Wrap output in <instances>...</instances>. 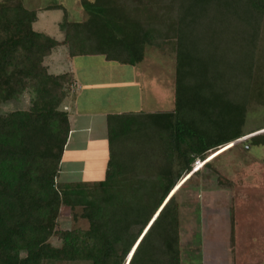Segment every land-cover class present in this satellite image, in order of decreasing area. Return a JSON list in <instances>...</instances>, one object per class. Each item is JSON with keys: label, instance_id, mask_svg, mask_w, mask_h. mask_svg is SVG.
Returning <instances> with one entry per match:
<instances>
[{"label": "trees", "instance_id": "16d2710c", "mask_svg": "<svg viewBox=\"0 0 264 264\" xmlns=\"http://www.w3.org/2000/svg\"><path fill=\"white\" fill-rule=\"evenodd\" d=\"M80 8V22L61 5L45 8L63 12L58 42L33 30L36 11L0 3V106L31 94L27 110L0 113V264H182L181 171L225 145L264 146V133L243 131L249 106H264V0H80ZM60 45L70 58L127 66L142 63L147 47L175 55L173 109L108 115L109 161L92 184L57 181L70 132L62 105L75 80L43 62ZM214 160L202 170L217 174ZM62 207L81 208L88 229L58 231Z\"/></svg>", "mask_w": 264, "mask_h": 264}, {"label": "rangeland", "instance_id": "374dc122", "mask_svg": "<svg viewBox=\"0 0 264 264\" xmlns=\"http://www.w3.org/2000/svg\"><path fill=\"white\" fill-rule=\"evenodd\" d=\"M76 1L25 0V3L28 4L30 2L26 6L30 9H36L42 7L43 4L53 5L54 2H57L68 9L71 21H84L86 14L81 10ZM32 6L33 8H31ZM62 17L63 12L61 10L41 11L39 21L34 25V30L45 33L57 41H61L63 34L59 31L58 23ZM205 34L207 35V41H209V37H211V41L214 39L213 34H209L208 32ZM216 40L218 41V38ZM66 53L67 50L63 46H59L53 50L52 55L48 59L49 61H47L55 64L53 71H50L51 73H64L68 70V62L65 59ZM87 60L93 66L103 64L101 70H98L99 68L95 69L96 79L101 77L99 80L102 82L112 83L118 80L123 83L121 89L107 88V92L112 89L114 92L118 90V92L123 91L124 93V88L127 87L134 94L137 90V85H141L143 88L145 86L148 87L146 96L151 99V107L148 105L146 107L143 106L142 109L144 111H166L173 109L175 55L172 48L166 47L163 51L154 47L146 48L144 61L140 65V68L144 71L139 72L140 69L137 70L140 74V83L129 82L130 74L133 75L132 68L121 67L118 64L102 61L104 60L102 57H88ZM109 66L112 69H107ZM113 69L117 70V73ZM118 70L121 72V76L118 75ZM151 86L152 91L150 93ZM70 96L71 93H69L64 103L70 99ZM30 99L31 94L27 91L20 97L18 102L0 106V113L7 114L15 110H27L30 106ZM101 104L105 106L104 101ZM116 106L114 105L112 108H116ZM63 107L64 104L62 105V109ZM71 116V124L74 127L73 125L76 124L74 119L76 117L73 114ZM75 128L76 130L71 138L72 141L75 137L84 138V134L79 130L83 128V125L80 123V126L77 127L75 125ZM243 131L244 137L247 139L255 134L264 133V106L260 107L256 104L249 106ZM238 143L229 144L216 150L205 159L206 161L197 166L199 169H193L188 174L184 170L180 173L178 179L180 181L176 185L175 192L186 182L177 194L182 264H264V238L261 235V225L263 226V224L259 221V215L261 217L264 216V209L259 208L262 202L257 206L254 200L256 198L255 190H253L254 193L250 196L251 200H246L243 194L247 195V189H244V178L246 179V175L249 176L248 180H250L251 184L254 183L252 188H256L257 184L255 181L258 179L255 171L258 167L256 159H261L259 163L264 160V154L262 155L264 148L259 146L251 147L246 152H244L241 145L232 148ZM215 157L216 160L212 161L214 162L212 165L219 170L218 173L214 174L205 168L202 170L204 164ZM198 163L199 160L195 159L190 169L194 168ZM247 168L251 169V171L254 169L253 173H248ZM60 178L65 177L60 175ZM248 192V194L251 193L250 190ZM256 206L257 209L255 208ZM81 213V208L70 209L62 207L57 220V230H87L88 222L81 218ZM246 213L253 214L246 215ZM245 227L247 229H244ZM50 242L55 246L59 245L56 238H52ZM46 264L89 263L49 262Z\"/></svg>", "mask_w": 264, "mask_h": 264}, {"label": "crops", "instance_id": "0c3cea01", "mask_svg": "<svg viewBox=\"0 0 264 264\" xmlns=\"http://www.w3.org/2000/svg\"><path fill=\"white\" fill-rule=\"evenodd\" d=\"M0 1L3 2L5 0H0ZM19 1L24 8L29 9V10H34L37 13V21L32 25L33 30H34V25H36L37 22L39 21V16H40L41 11L45 12V8L47 6L60 5L59 3L54 2L53 5L43 4L42 7H38L36 9H30L28 6H26V5H29L30 2L27 4L25 3V0H19ZM76 2L80 6V0H77ZM31 8H33V6ZM64 8L68 10L66 7ZM61 41H58V42H61ZM60 46H63V45H60ZM63 47L66 48V46H63ZM52 53L53 51L47 58L44 59V62H43L48 72L53 75L71 73L74 76V80H75L70 99L64 103V107H63V110L68 115L70 132H69L67 144L64 149V153H63V157H62V161L60 165V173H59L57 181L59 183H65V184H76V183L92 184L95 182L102 181L105 177V172L107 169V164H108L109 156H110L107 126H106L107 116L110 114L137 113L141 111L142 112H167L170 110L144 111L142 109L143 106L146 107L147 105L151 107V104H150L151 99L147 98L146 96L148 87L144 86L143 88L141 85H137L136 92L132 94V91L128 90L127 87L125 86L126 88H124L125 91L123 93V91L118 92V90L121 89V87H123V83L121 81L119 82L118 80H116V82H112V83L105 82V81L102 82L99 80L101 78L99 75L98 77L100 78L96 79L95 69L99 68L98 70H101V67L103 66V64L101 63V64L93 66V65H90V61L87 59L88 57L89 58L91 57L100 58L102 56L70 58L68 51H67V53L65 54L66 56L65 59L68 62L67 63L68 70L64 73L54 74V73H51L50 71L51 70L53 71L55 64L53 62H47L49 61L48 59L50 58ZM102 59L104 58L102 57ZM102 61H105V59ZM108 63H113V62H108ZM114 64H118V63H114ZM141 64L142 63L136 66H127V65H120V64L118 65L121 67L132 68L133 75L130 74L129 82L140 83L139 72L144 71L143 69L140 68ZM109 68L110 66L107 67V69ZM135 69L136 71L138 69L140 70L139 72L138 71L134 72ZM114 71L117 73V70H114ZM100 75L102 74L100 73ZM118 75L121 76V72L119 70H118ZM107 88H112V89L116 88L118 90L117 92H114L112 89H110V91L107 92L106 91ZM151 91H152V86H151L150 93ZM103 101L105 102V106H102L101 104ZM122 101H125V102H122ZM114 105H117L116 108H112ZM72 114L76 117L74 119V121H76L75 125H77V127L80 126V123L83 125V128L79 130L84 134L83 135L84 138L75 137L73 141L71 138L74 135L76 128H75V125H73L74 127H72V124H71ZM259 147L264 148V146H259ZM263 154L264 153H262V155ZM263 158H264V155H263ZM256 160L258 162V167L255 169L257 173L256 176H258V179L255 181L257 184L256 188H252L253 187L252 185L254 183L251 184L250 180H248L249 176L246 175V179L244 178V186H245L244 189H247V192H246L247 195L245 193L243 194H244V197H246V200L247 199L251 200L250 196L252 193H254L253 190H255L256 198L254 200L256 201L257 206H259L260 205L259 203L262 202L261 207L259 206V208L264 209V160L261 161V163H259L261 159H256ZM63 167H65L64 172H63ZM247 169H248L247 170L248 173H253L254 169L252 171L249 168ZM60 175H62L65 178L61 179ZM178 182L176 184H178ZM249 190L251 192L250 194H248ZM248 205H251V204H248ZM257 206L255 207L256 209H257ZM252 214L253 213H246V215H252ZM259 216H260L259 221H261L263 224V226L261 225V232H262L261 235L264 238V216L263 217H261V215Z\"/></svg>", "mask_w": 264, "mask_h": 264}, {"label": "water", "instance_id": "95a60500", "mask_svg": "<svg viewBox=\"0 0 264 264\" xmlns=\"http://www.w3.org/2000/svg\"><path fill=\"white\" fill-rule=\"evenodd\" d=\"M240 140H241V141H244L243 138H241ZM225 146H226V145H225ZM223 147H224V146H223ZM223 147H220V148H223ZM220 148H219V149H220ZM217 150H218V149H217ZM214 152H215V151H214ZM214 152H212L210 155H212ZM210 155H209V156H210ZM207 158H208V157H206L205 159H207ZM154 219H155V217H153L152 221H153ZM152 221H151V223H152ZM151 223H150V224H151ZM127 260H129V257L127 258ZM127 262H128V261H127Z\"/></svg>", "mask_w": 264, "mask_h": 264}, {"label": "bare ground", "instance_id": "6f19581e", "mask_svg": "<svg viewBox=\"0 0 264 264\" xmlns=\"http://www.w3.org/2000/svg\"><path fill=\"white\" fill-rule=\"evenodd\" d=\"M197 166H198V164L195 167H197Z\"/></svg>", "mask_w": 264, "mask_h": 264}]
</instances>
